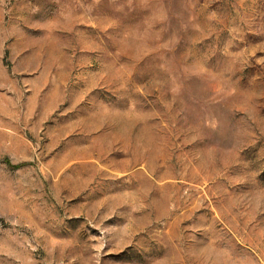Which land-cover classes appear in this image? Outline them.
<instances>
[{"label":"rangeland","instance_id":"374dc122","mask_svg":"<svg viewBox=\"0 0 264 264\" xmlns=\"http://www.w3.org/2000/svg\"><path fill=\"white\" fill-rule=\"evenodd\" d=\"M0 264H264V0H0Z\"/></svg>","mask_w":264,"mask_h":264}]
</instances>
